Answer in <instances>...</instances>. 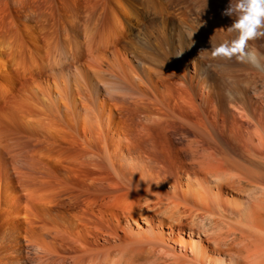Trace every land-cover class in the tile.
Segmentation results:
<instances>
[{"label": "bare ground", "instance_id": "6f19581e", "mask_svg": "<svg viewBox=\"0 0 264 264\" xmlns=\"http://www.w3.org/2000/svg\"><path fill=\"white\" fill-rule=\"evenodd\" d=\"M76 1L57 28L39 8L0 29V256L8 238L19 251L52 235L71 248L61 264H264V44L231 51L249 0L228 23L205 3ZM61 138L72 165L151 194L113 198L122 231L133 220L151 244L90 243L84 213L53 209L46 158ZM142 197L158 202L139 207L147 227L122 213Z\"/></svg>", "mask_w": 264, "mask_h": 264}, {"label": "rangeland", "instance_id": "374dc122", "mask_svg": "<svg viewBox=\"0 0 264 264\" xmlns=\"http://www.w3.org/2000/svg\"><path fill=\"white\" fill-rule=\"evenodd\" d=\"M183 1L192 5H195V3H197V5L205 3L208 5L206 7H214V9L216 8L217 10L215 14L220 16L221 20L227 23L229 17L235 18L238 12L235 0H220L218 3H216L217 0ZM246 1L247 0H243L244 3H246ZM76 2V0H0V29L4 28L13 31L19 27H22L24 23L22 21L27 18L29 9L34 10L39 8H43L47 14L48 25L57 28V26L61 23V14L66 13V11L70 8L69 6L75 4ZM82 2L84 4L85 0H81V3ZM226 8L229 9L228 15L223 14ZM244 9H246V7H244ZM239 34L240 29H235L233 31L234 36ZM258 36L256 37L257 42L260 45H263L264 38H259ZM204 39L205 43L203 44L206 49L208 48L213 51L217 49L213 45L212 40L209 38ZM201 47L203 48L202 45ZM63 142L64 141L61 138V144H56L57 146L50 145V149L48 150V152L50 151L49 156L46 158L47 166L45 173L47 178V186L48 188H51V190L54 189V193H52L51 196L55 201L53 209H71L84 213L86 215V223L92 231V235L89 237L87 236L90 243L95 241L104 242V238L107 237L113 244H124L137 248L139 246L142 247L143 245L151 244L154 241V236L152 233H148L149 235L143 233L136 235L135 233L138 231V228L133 220H131L132 223L130 222V227H133L135 232H128L126 228H124L126 229L125 231H122V227L119 225L117 218L114 215V212L118 211L119 209L114 200L118 196H123L129 198L130 200H134L138 199L139 196H149L151 194H149V192H145L146 190L144 189V186H137L136 184H132V182H116V180L114 181L113 179H110L111 177L107 176V174L110 172L107 170L98 169L94 166L72 165L67 159L70 154V149H68ZM147 202L153 204L158 203L151 197H148L147 199L142 197L140 199V204H134L136 207L133 206L132 208H124V211L121 212L124 214H127L129 211L136 212L139 214L137 216V224L147 227L145 225V221H148L149 219L151 220V217L147 216L148 213H146L149 210L145 209V212H142V209H139V207H143ZM100 208L104 210L106 209V211L109 210L108 216L102 218L99 214ZM141 212L145 215L143 219L140 216ZM57 231L60 234L70 237L75 241H81V238H75L71 236L70 233L62 228L58 229ZM48 238L49 240L56 242L54 247L52 246L51 248H48L32 242L29 243L26 242V239L21 238V241L23 242V248L19 251L16 249L17 246L14 244L15 240L13 238H8L6 240L7 243L2 247L3 249L1 250L0 264H61L60 262L56 261L61 259V251L64 253L71 252V248L66 247L69 242H66V240H61L60 236L55 238L52 237V235H49ZM11 258L15 259V261H12ZM70 262L72 263L71 259L67 258L66 263L70 264Z\"/></svg>", "mask_w": 264, "mask_h": 264}, {"label": "clouds", "instance_id": "9594fccd", "mask_svg": "<svg viewBox=\"0 0 264 264\" xmlns=\"http://www.w3.org/2000/svg\"><path fill=\"white\" fill-rule=\"evenodd\" d=\"M242 7L243 5H238ZM225 15L229 14V9L224 10ZM234 27L242 29L241 34L233 42L231 51L235 52L243 50L246 42L249 39L256 38L258 35H264V32H259V29H264V0H249V7L247 14L244 15L243 19L234 22ZM227 45H221L219 51H225Z\"/></svg>", "mask_w": 264, "mask_h": 264}, {"label": "snow or ice", "instance_id": "6c2138e0", "mask_svg": "<svg viewBox=\"0 0 264 264\" xmlns=\"http://www.w3.org/2000/svg\"><path fill=\"white\" fill-rule=\"evenodd\" d=\"M221 51H223V50H221Z\"/></svg>", "mask_w": 264, "mask_h": 264}]
</instances>
